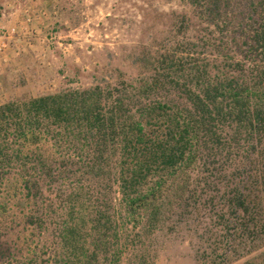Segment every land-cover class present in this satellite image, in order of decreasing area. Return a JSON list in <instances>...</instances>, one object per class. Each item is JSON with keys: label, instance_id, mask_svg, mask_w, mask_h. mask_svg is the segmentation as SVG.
<instances>
[{"label": "trees", "instance_id": "trees-1", "mask_svg": "<svg viewBox=\"0 0 264 264\" xmlns=\"http://www.w3.org/2000/svg\"><path fill=\"white\" fill-rule=\"evenodd\" d=\"M241 1L238 41L186 37L150 69L139 60L146 73L136 79L25 97L15 78L0 104V224L22 225L27 258L46 234L54 264H121L133 243L138 263L146 240L189 222L201 223L203 241L236 244L220 264L246 242L259 248L264 0ZM227 2L189 6L206 31L228 32Z\"/></svg>", "mask_w": 264, "mask_h": 264}, {"label": "rangeland", "instance_id": "rangeland-1", "mask_svg": "<svg viewBox=\"0 0 264 264\" xmlns=\"http://www.w3.org/2000/svg\"><path fill=\"white\" fill-rule=\"evenodd\" d=\"M61 1H68L67 20L77 31L60 41L67 51L62 53L64 46L57 47L52 53L55 57L50 58L49 64H45L41 71L43 80L40 83L41 87L44 85L45 93L85 89L101 80L114 84L119 79H136L146 73L139 60L145 58L150 69V63L157 54L177 46L183 49L186 37L199 34L209 35L215 43L228 42L227 39L233 38L237 40L238 25L246 19L245 1L241 0H226L231 24L229 34L218 30L212 33L213 28L206 31L205 16L190 8L191 0ZM33 82L39 86L38 81ZM116 197L118 201L119 196ZM199 225L200 222H189L172 233H155L145 241V254L138 263L131 254L138 243H133L121 264H197L198 261L199 264H220L222 259L219 256L223 251L238 250L236 244L230 247L219 241H203V228ZM23 237L22 225L11 218L0 224V264H54L56 250L53 239L46 234L40 237L42 243L38 256L32 261L26 257L28 242ZM260 243L255 250L249 248V242L244 243L240 247L242 256L232 254L223 263L264 264V238ZM213 250L220 251L217 258L211 255Z\"/></svg>", "mask_w": 264, "mask_h": 264}, {"label": "crops", "instance_id": "crops-1", "mask_svg": "<svg viewBox=\"0 0 264 264\" xmlns=\"http://www.w3.org/2000/svg\"><path fill=\"white\" fill-rule=\"evenodd\" d=\"M66 3L68 1L0 0V31L15 32L5 40L6 48L0 53V95L4 96V102L16 77H21L24 84L23 87L18 84L14 91L35 96L33 80L41 84V71L49 64V59L55 57L52 53L63 46L62 53L67 51L60 41L77 30L69 25ZM43 87L40 85L34 90L37 93Z\"/></svg>", "mask_w": 264, "mask_h": 264}, {"label": "built area", "instance_id": "built-area-1", "mask_svg": "<svg viewBox=\"0 0 264 264\" xmlns=\"http://www.w3.org/2000/svg\"><path fill=\"white\" fill-rule=\"evenodd\" d=\"M15 35L14 30H11L9 33L5 32L0 35V53L6 48L5 40H8L9 37ZM4 102L3 97L0 95V104Z\"/></svg>", "mask_w": 264, "mask_h": 264}]
</instances>
